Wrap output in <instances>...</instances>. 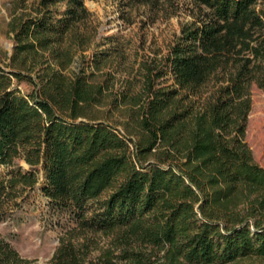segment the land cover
<instances>
[{"label":"trees","instance_id":"trees-1","mask_svg":"<svg viewBox=\"0 0 264 264\" xmlns=\"http://www.w3.org/2000/svg\"><path fill=\"white\" fill-rule=\"evenodd\" d=\"M192 1L197 19L143 65L136 94L129 80L108 93L115 76L98 74L111 53L84 54L97 38L86 0H41L13 26L11 71L0 67V164L43 170L63 225L49 264L264 257V168L246 141L252 87L264 89V0ZM39 180L16 168L0 199ZM99 233L112 236L107 248L89 237ZM29 263L0 234V264Z\"/></svg>","mask_w":264,"mask_h":264},{"label":"rangeland","instance_id":"rangeland-1","mask_svg":"<svg viewBox=\"0 0 264 264\" xmlns=\"http://www.w3.org/2000/svg\"><path fill=\"white\" fill-rule=\"evenodd\" d=\"M40 3L41 0H0V67L6 71H11L15 47L12 28L34 14ZM85 4L97 27V38L84 54L111 53V61L98 74L115 76L109 94L129 89L126 80L133 87L132 94L140 93L143 65L153 66L156 58L166 55L182 29L193 23L201 10L192 0H86ZM58 5L61 12L65 10L63 2ZM82 55L76 57L72 70H78ZM19 88L23 92L31 89L27 84ZM251 92L246 141L255 162L264 168V89L253 86ZM19 167L23 172L36 171L40 180L34 188L18 191L14 198L2 196L0 234L29 264H49L59 246L63 225L58 226L61 219L47 206L41 167L32 168L24 160H15L13 166L0 164V181L8 179L10 172ZM89 237L95 238L99 248H107L112 239L101 233ZM97 254L95 251L92 257ZM227 264H264V257L248 256Z\"/></svg>","mask_w":264,"mask_h":264}]
</instances>
